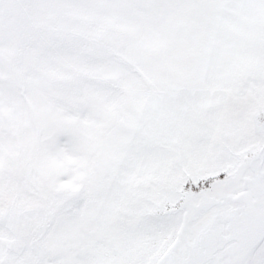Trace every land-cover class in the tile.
Returning a JSON list of instances; mask_svg holds the SVG:
<instances>
[{
    "label": "snow or ice",
    "instance_id": "obj_1",
    "mask_svg": "<svg viewBox=\"0 0 264 264\" xmlns=\"http://www.w3.org/2000/svg\"><path fill=\"white\" fill-rule=\"evenodd\" d=\"M0 264H264V0H0Z\"/></svg>",
    "mask_w": 264,
    "mask_h": 264
}]
</instances>
